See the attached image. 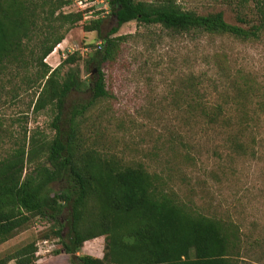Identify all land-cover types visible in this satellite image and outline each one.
<instances>
[{
    "label": "rangeland",
    "instance_id": "rangeland-1",
    "mask_svg": "<svg viewBox=\"0 0 264 264\" xmlns=\"http://www.w3.org/2000/svg\"><path fill=\"white\" fill-rule=\"evenodd\" d=\"M176 1L199 14L223 12L228 23L245 29L261 23L259 0ZM94 6L45 59L56 68L79 51L63 72L78 69L89 85L97 72L94 66L87 70L86 60L102 38L84 24L102 17L106 34L117 23L109 4ZM42 29L26 41L22 59L27 64L0 74V161L21 146L29 148L33 133L54 134V109L35 112L40 85L26 82L42 55L47 24ZM115 36L125 39L116 60L103 68L109 96L95 101L81 118L84 140L122 168L142 167L159 195L221 222L234 244L236 264H264V29L256 39L243 40L207 32L174 34L132 21ZM91 99L90 90L74 91L67 107ZM53 187L60 190L64 184ZM67 215L62 214L64 223ZM57 228L47 219H34L0 244V258L37 241V264L71 263L58 253L59 238L42 241ZM67 232L65 225L62 233ZM98 243L94 246L103 255L105 238Z\"/></svg>",
    "mask_w": 264,
    "mask_h": 264
},
{
    "label": "trees",
    "instance_id": "trees-1",
    "mask_svg": "<svg viewBox=\"0 0 264 264\" xmlns=\"http://www.w3.org/2000/svg\"><path fill=\"white\" fill-rule=\"evenodd\" d=\"M116 25L103 33L105 19L84 24L102 38L100 47L86 60L97 72L91 85L80 70L64 73L79 51L56 68L45 62L87 12L69 7L66 0H0V74L27 64L22 59L26 41L47 29L35 75L39 82L34 111L54 109L53 136L33 133L24 146L0 161V244L28 228L36 218L58 228L42 241L59 238L71 264H236L234 244L221 222L195 214L166 194L159 195L153 177L142 167L122 168L110 156L84 140L81 118L95 101L109 96L103 68L116 60L124 36H115L126 23L159 25L174 34L207 32L256 39L264 29V0H259L261 23L245 29L225 20L223 12L199 14L176 0H108ZM74 11L64 12V8ZM242 19V18H240ZM92 92L91 101L67 107L74 91ZM63 183L60 190L54 184ZM67 212L66 223L62 214ZM68 232L63 235L64 226ZM105 238L102 257L82 254L85 243ZM37 241L0 258V264H37Z\"/></svg>",
    "mask_w": 264,
    "mask_h": 264
},
{
    "label": "built area",
    "instance_id": "built-area-1",
    "mask_svg": "<svg viewBox=\"0 0 264 264\" xmlns=\"http://www.w3.org/2000/svg\"><path fill=\"white\" fill-rule=\"evenodd\" d=\"M66 1H71V5L69 7L75 8L76 11H85L86 9H91L89 14H92L94 12V5L97 4L98 2L106 3V5L109 4L108 0H66ZM86 13V14H87ZM100 45L98 46V48ZM44 244H47V241H43Z\"/></svg>",
    "mask_w": 264,
    "mask_h": 264
},
{
    "label": "crops",
    "instance_id": "crops-1",
    "mask_svg": "<svg viewBox=\"0 0 264 264\" xmlns=\"http://www.w3.org/2000/svg\"><path fill=\"white\" fill-rule=\"evenodd\" d=\"M101 238H96L94 240H89L85 243V246L83 248L82 254H90L96 257H102V252L100 251L99 247H95L94 245L98 243V240ZM97 242V243H96ZM99 244V243H98ZM71 264V263H69Z\"/></svg>",
    "mask_w": 264,
    "mask_h": 264
}]
</instances>
